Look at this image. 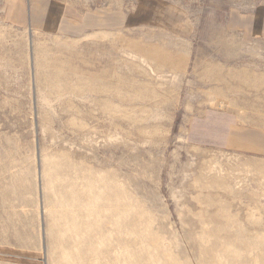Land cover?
Instances as JSON below:
<instances>
[{
  "label": "rangeland",
  "instance_id": "374dc122",
  "mask_svg": "<svg viewBox=\"0 0 264 264\" xmlns=\"http://www.w3.org/2000/svg\"><path fill=\"white\" fill-rule=\"evenodd\" d=\"M29 2L0 0V264H264V38L229 26L263 0Z\"/></svg>",
  "mask_w": 264,
  "mask_h": 264
},
{
  "label": "crops",
  "instance_id": "0c3cea01",
  "mask_svg": "<svg viewBox=\"0 0 264 264\" xmlns=\"http://www.w3.org/2000/svg\"><path fill=\"white\" fill-rule=\"evenodd\" d=\"M146 2L147 1H145L143 6H145ZM46 5H50L49 0L48 2L47 0H37V2L34 4H31L29 2V11L30 12L46 11ZM231 20L232 21L231 24L229 23V26L241 31L244 36L242 37L243 40H255V38H264V8L263 7L257 10L253 16H247L244 13L243 15L240 16L239 15L234 16V18ZM65 21L68 22L67 20ZM60 23H61V18L57 20L55 27L58 28L60 26ZM249 33L254 34V36L248 37ZM255 137H259V136H255ZM257 141L258 140H255L256 143ZM256 143L255 145H251L250 142H247V140H245L244 146L242 148L247 151L264 153V150L261 149L260 146H257Z\"/></svg>",
  "mask_w": 264,
  "mask_h": 264
},
{
  "label": "bare ground",
  "instance_id": "6f19581e",
  "mask_svg": "<svg viewBox=\"0 0 264 264\" xmlns=\"http://www.w3.org/2000/svg\"><path fill=\"white\" fill-rule=\"evenodd\" d=\"M49 186H52L53 184H48ZM62 196L70 198V194L69 193H61ZM80 205V206H79ZM77 206V209L74 211L73 208L69 210V213H65L64 216L66 217V219L68 220V224L70 227V229L75 230L77 229V224L84 218L87 216H93V211L92 209L87 206V205H83L82 203H80ZM68 206V205H66ZM69 245H64V249H68Z\"/></svg>",
  "mask_w": 264,
  "mask_h": 264
}]
</instances>
